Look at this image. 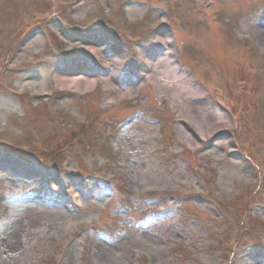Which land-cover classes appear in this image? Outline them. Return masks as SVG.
<instances>
[{
	"label": "rangeland",
	"instance_id": "rangeland-1",
	"mask_svg": "<svg viewBox=\"0 0 264 264\" xmlns=\"http://www.w3.org/2000/svg\"><path fill=\"white\" fill-rule=\"evenodd\" d=\"M89 1L83 0L75 14L76 17L85 20L86 17L89 20L97 17L96 10L99 5L95 6ZM105 1L109 6L112 3V0ZM0 2V11L2 16L8 19L7 23H18L16 8L19 4L28 8L32 3H36L37 9H47L45 0H16L15 3L13 0H0ZM198 2L200 0H143V3L149 7H158L165 13L175 11L180 18L183 17V25L177 23L176 26H170V29L175 36L178 35L179 29L188 33L190 36L187 40L189 51L178 55L176 60H171L172 65L176 66L177 61L182 58L186 62L190 58H200L201 62H208L211 71L220 76L221 82L216 85L225 89L221 80V77L225 78V73L229 79L233 80L232 74H235L237 70L246 71L244 66L234 70L236 63L229 62V60L231 57H236L241 63L242 60L245 64L248 61V51L250 52V50L247 44L240 40V36L248 33L252 23H258L255 17L264 9V0H254L251 4H243L245 0H213L214 10L220 12V15L218 12V17L223 23V28L219 29V32L206 22L204 17L208 16L210 12L199 8ZM239 7L244 11L245 16L248 15V18H244V13ZM9 8L13 11L15 9V14L9 15ZM127 9L131 19L146 17L143 6L133 5L128 6ZM107 14L117 18L116 7H113L112 10L108 9ZM153 16L159 17V13L156 12ZM161 16L164 17L163 14ZM142 24L143 30L140 34L138 32L141 30H132L140 36L139 39L150 34L147 32L149 29L147 22ZM102 25V23L99 24V26ZM226 25L228 29L225 31ZM54 26L59 28L57 25ZM56 27L52 26L63 35ZM130 28L132 27H128V29ZM10 33L11 31L6 32L5 30L0 33V55L7 52L6 48L9 44H6V37ZM155 34H165V32L157 31L147 36V41L139 47V54L134 59L132 66L138 67V60H144L149 52L147 46ZM44 35L46 44L41 52L39 62L47 61L53 55L52 46L47 40L48 33L44 31ZM218 35L222 42L218 39ZM233 35L235 38L232 40ZM170 36L168 33V37L164 39L165 42L166 40L170 41ZM117 37L120 41L124 40L121 32ZM67 38V49H69L71 59L64 61L57 58L60 61L58 67L67 66L73 70L81 68V70L87 71L85 76L93 79L96 77L93 69H98L100 71L99 77H97L98 82L102 84L105 83V79H108L112 84H119V81L122 80L119 79V73L123 71L126 54L132 52L130 47L135 49L137 43L134 38L128 36V48L127 45L116 41L109 31H90L87 35V39H89L87 47L95 48L99 54H102L95 59L87 57L86 47L83 43L78 42L77 35H67ZM23 42L27 44L23 53L24 58H35L38 49L43 47V36L40 32L34 31ZM53 43L57 48L59 47L57 38L53 37ZM62 45L65 47V43ZM108 46L110 50H108ZM115 54L119 55L117 62L121 69L118 70H114L112 66L114 59L112 55ZM152 54L153 52L150 51L148 56L150 57ZM187 55L190 57L188 60H186ZM99 58L107 63L101 62L103 64L99 67ZM52 59L56 60V58ZM63 59H67V57L63 56ZM89 61L92 65L88 64ZM84 64L90 65L91 70L82 68ZM147 66L148 64H142L141 70L146 69ZM55 67L56 65L50 67L49 71L53 72ZM42 68L44 66L39 67V73ZM189 68L190 72L185 73L183 70H176L170 66L167 70V76L171 78L169 80H161L159 76L156 79L152 75L149 78V88L142 89V92L146 89L144 96L148 95L146 99H148L149 105L142 103L145 99L141 101L139 94L136 102L130 107L120 104L116 110L108 107L107 103H103L99 106L100 109L94 104L99 92L94 87L91 92L92 87H88L82 90L79 96L59 102L57 112L62 120L60 122L58 120L57 128L52 129L47 126L43 104L30 109L26 108L18 98L7 93L0 94V106L2 107L0 126L8 128L14 126L13 123H15L27 132L30 141H35L34 137L37 136L35 129L43 137L49 130L58 131L59 134L52 137V143L59 139H65L68 137L67 131L72 127L81 123L83 119L102 111L106 113L101 114L99 123L112 126L137 113L134 121L122 129L118 135L123 152L128 154L127 161L107 157V153L104 152V140L100 127L84 130L96 147L102 151L97 162L96 159L91 158L90 154L84 155L85 159L98 170H106L104 176L108 180L112 179V182L109 181V183L119 185L124 191V196H119L121 204L116 212L111 211L114 195L102 185H97L98 188L93 191V199L82 203L83 207L73 212L69 207L67 194L60 193V190L62 186H65L67 189L80 191L79 185L76 184L77 180L72 181L69 178L71 183L68 185L54 168L38 167V164H31L29 160L12 153L0 154V191L7 189L8 192L7 202L4 203L7 212L0 219V264H202V260L220 264V257L222 259L223 256L216 243L227 236L229 228L235 224L232 223V217L226 206L218 207L209 195L204 196L200 193L204 189L203 183L209 182V179L207 175H201L193 166H199L206 171L211 165L218 167L216 170L217 180L212 183L217 191L229 192L233 189L241 190V192L249 191L253 186L251 185L253 178L259 174L257 168L255 166L253 168L245 162L241 158V154L237 153L238 149H235V143L241 144L248 141L249 131L238 133L235 136L231 133H224V130L231 126V123L228 122L230 119L224 111L216 107L211 108L210 106H214V104L209 99H204L195 106L194 112L187 109L186 104H189L187 97L195 93L196 90L203 93V90L192 80V74H198L200 70H196L194 67ZM174 75H181V77L173 80ZM204 76L205 72L202 74V77ZM251 76L255 78L260 76L254 82L262 83L263 93L264 62ZM16 82L20 84L18 79ZM176 84L189 85L195 90L181 88ZM133 91L134 94L138 93L137 89ZM260 91L261 88L257 95ZM176 95L183 102L187 111L199 121L201 127L209 123L210 120L213 122L220 116L226 117V119L224 118L225 125L214 129L212 133H217L214 138L220 139L219 142L216 141V145L209 152L203 151L196 156L195 165L192 162L194 158L190 155L186 154L180 157L172 154L173 150L181 148L184 143L193 149H201L204 144V142L198 141L197 133L188 127L172 123L171 111L180 110L175 105ZM222 96L225 98L224 95ZM151 97L155 103L167 102L168 107L165 110L152 108ZM254 101L259 102L261 98L255 97ZM109 109L111 110L109 111ZM67 112L74 117H70V121L69 119L64 121ZM107 112H112L113 117H107ZM253 114L257 117L255 113ZM105 117L112 121L108 122ZM256 126L264 127V116L261 115L258 118ZM39 128L44 132L42 133ZM29 144L30 142L27 141L26 147ZM45 144L49 145L47 142ZM77 150L80 149L73 151ZM259 150L261 151L258 153L260 156L264 154V147ZM243 151L246 152V148ZM211 159H215L218 165L211 162ZM79 161L78 156L73 158L72 162L70 161V168L75 169L74 163L76 162L78 165ZM122 165L126 167L123 169L124 177L120 170ZM44 170H47L52 176L49 177L44 173ZM45 183L52 185L51 193L43 192ZM154 187H163L170 192L191 194L194 197L185 203L176 204V207L170 212L164 213L159 210L171 197L146 194L137 197L142 192ZM81 202H83L82 199L79 200V203ZM1 204L0 198V206ZM256 204L250 207V211L264 213V210ZM236 207L242 214L245 207L244 201ZM114 221L120 222V231L111 237L112 228L110 227L118 226ZM78 222H91L89 231L81 230V235L87 237L86 239L80 235L71 234L73 227ZM94 227H100L99 234ZM83 251L86 258L81 256ZM235 253L236 256L232 264H264V249L261 247L241 245Z\"/></svg>",
	"mask_w": 264,
	"mask_h": 264
},
{
	"label": "bare ground",
	"instance_id": "bare-ground-1",
	"mask_svg": "<svg viewBox=\"0 0 264 264\" xmlns=\"http://www.w3.org/2000/svg\"><path fill=\"white\" fill-rule=\"evenodd\" d=\"M254 32L259 35L261 38L264 39V24H262V27H260L258 30H254ZM157 38H159V36H157ZM89 54H91L93 57H100L102 56V54H99V52L95 49V48H91L88 52ZM116 55L118 54H115V55H112L114 57V59L112 60V66L114 67V70H117L118 69V62L117 60L119 59V55L118 57H116ZM111 66V65H110ZM158 68L159 70L161 71L162 75H160V79L161 80H169L171 79L170 77L167 76V70L169 68L168 65L165 64L164 60L163 61H160L159 64H158ZM82 72H87V71H84V70H75V72H72V75H79V76H72V77H68L69 76V73L70 71H67L66 74H64V72H55L54 73V79H55V82L60 85V86H63V87H66L68 83L70 82H75L76 83V86H77V90L78 91H82L88 87H92L93 84L95 83V78H88V77H83V76H80V75H83ZM181 75L177 76V75H174L173 76V80H177L178 78H180ZM34 81H32L31 83H34ZM38 84H40V81H37ZM107 84H111L109 82H107ZM176 86L178 87H181V88H188L189 90H195L194 88H192L191 86L189 85H181V84H176ZM172 90H174L173 88H171ZM169 93V92H168ZM176 94V93H175ZM178 95H176V98H177V102L179 103H183L180 101V98L177 97ZM116 99V98H115ZM198 104L195 102L193 104H186V107L187 109H190L194 112V107L197 106ZM212 125V124H210ZM208 125H204L203 128L205 129Z\"/></svg>",
	"mask_w": 264,
	"mask_h": 264
}]
</instances>
